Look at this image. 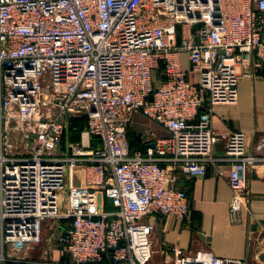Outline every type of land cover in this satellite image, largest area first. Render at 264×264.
Masks as SVG:
<instances>
[{
	"label": "built area",
	"instance_id": "built-area-1",
	"mask_svg": "<svg viewBox=\"0 0 264 264\" xmlns=\"http://www.w3.org/2000/svg\"><path fill=\"white\" fill-rule=\"evenodd\" d=\"M260 72L264 0H0V264L27 262L47 219L66 221V264H150L148 218H190L180 173L220 162L232 166L228 208L240 221L264 135L219 134L212 112L237 103L243 74ZM138 113L170 136L131 147ZM82 116L81 139L64 141ZM78 165L83 186L71 180ZM173 251L174 264H246Z\"/></svg>",
	"mask_w": 264,
	"mask_h": 264
},
{
	"label": "crops",
	"instance_id": "crops-1",
	"mask_svg": "<svg viewBox=\"0 0 264 264\" xmlns=\"http://www.w3.org/2000/svg\"><path fill=\"white\" fill-rule=\"evenodd\" d=\"M183 60L189 69L187 54H183ZM191 76L194 78L193 74ZM238 90L237 103L214 107L212 123L219 134L241 130L248 134L250 142H254L264 135V72L243 74ZM149 128L154 135H149ZM144 134L149 138L170 136L161 124L138 113L130 127V144L144 149L147 146L141 141ZM223 152L224 140L220 138L214 153ZM231 169L229 162H220L210 166L204 175L180 173L179 185L188 193L191 216L187 219L148 218L156 223L150 264H174L175 246L185 252L211 249L221 256L244 259L246 264H264L258 257L264 252V165L254 168L250 174V192L238 222L232 220L228 208L233 196L228 182ZM71 180L75 185H85L84 166L74 168ZM66 227V221L47 222L42 240L28 250V261L20 264H66L69 256L60 249V237Z\"/></svg>",
	"mask_w": 264,
	"mask_h": 264
},
{
	"label": "trees",
	"instance_id": "trees-1",
	"mask_svg": "<svg viewBox=\"0 0 264 264\" xmlns=\"http://www.w3.org/2000/svg\"><path fill=\"white\" fill-rule=\"evenodd\" d=\"M87 123H88V120H87V117H85V116L71 118L70 123H69L68 132L64 136V141L67 138H68V140H71L74 142L79 141L81 139L82 130L87 126ZM141 141L143 142L142 138H141ZM131 147H133V146L131 145ZM107 207L110 209L113 208L112 203H109V200L107 201ZM20 263L14 262V263H10V264H20Z\"/></svg>",
	"mask_w": 264,
	"mask_h": 264
},
{
	"label": "rangeland",
	"instance_id": "rangeland-1",
	"mask_svg": "<svg viewBox=\"0 0 264 264\" xmlns=\"http://www.w3.org/2000/svg\"><path fill=\"white\" fill-rule=\"evenodd\" d=\"M193 76H194V75H193ZM70 119H71V118H70ZM70 119H69V123H70ZM67 139H68V138H67ZM80 189H81V188L78 187L77 197H78L79 200L83 198V192H82ZM51 220H53V219H47V220L45 221L44 227H46V223L49 222V221H51ZM44 227H43V230H45Z\"/></svg>",
	"mask_w": 264,
	"mask_h": 264
},
{
	"label": "water",
	"instance_id": "water-1",
	"mask_svg": "<svg viewBox=\"0 0 264 264\" xmlns=\"http://www.w3.org/2000/svg\"><path fill=\"white\" fill-rule=\"evenodd\" d=\"M261 259L264 260V252L260 255Z\"/></svg>",
	"mask_w": 264,
	"mask_h": 264
}]
</instances>
